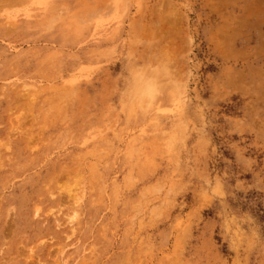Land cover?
<instances>
[{
	"label": "rangeland",
	"instance_id": "1",
	"mask_svg": "<svg viewBox=\"0 0 264 264\" xmlns=\"http://www.w3.org/2000/svg\"><path fill=\"white\" fill-rule=\"evenodd\" d=\"M0 264H264V0H0Z\"/></svg>",
	"mask_w": 264,
	"mask_h": 264
},
{
	"label": "clouds",
	"instance_id": "2",
	"mask_svg": "<svg viewBox=\"0 0 264 264\" xmlns=\"http://www.w3.org/2000/svg\"><path fill=\"white\" fill-rule=\"evenodd\" d=\"M117 79L121 83L119 88L121 103L125 106L139 109L150 107L165 91L173 94L184 90L185 84L170 64H153L138 62L129 57ZM212 195L220 194V185L211 189ZM207 197L208 193H204Z\"/></svg>",
	"mask_w": 264,
	"mask_h": 264
},
{
	"label": "bare ground",
	"instance_id": "3",
	"mask_svg": "<svg viewBox=\"0 0 264 264\" xmlns=\"http://www.w3.org/2000/svg\"><path fill=\"white\" fill-rule=\"evenodd\" d=\"M74 216H75V215H74ZM74 216H73V217H74Z\"/></svg>",
	"mask_w": 264,
	"mask_h": 264
}]
</instances>
